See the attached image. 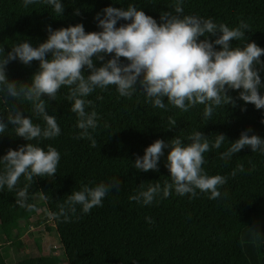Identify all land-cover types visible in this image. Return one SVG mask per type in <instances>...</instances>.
Listing matches in <instances>:
<instances>
[{
    "label": "trees",
    "instance_id": "obj_1",
    "mask_svg": "<svg viewBox=\"0 0 264 264\" xmlns=\"http://www.w3.org/2000/svg\"><path fill=\"white\" fill-rule=\"evenodd\" d=\"M61 2L65 10L61 17H56L52 7L43 2L26 8L23 0H0V48L4 47L5 54L11 51V46L25 40L34 47L39 46L48 37L49 25L55 30L82 23L86 32L100 31L95 17L108 6L127 8L132 4L160 22L162 11L174 12L175 0ZM182 7L185 15L210 18L229 27L244 21L251 30L246 32L244 40H233V47L254 41L264 48V0H183ZM77 9L78 15L75 14ZM122 23L127 21H118L117 26ZM110 58L105 57V60ZM261 60L264 61V56ZM96 63L99 66L102 62ZM38 70L39 61L24 65L16 60L6 68L10 80L28 84ZM260 75L264 82V71ZM68 92L64 87L56 100L43 97L48 113L56 117L61 134L50 140L32 141L45 150L51 144L60 152L55 177H36L34 182H28L22 176L17 188L29 183L27 202L38 208L45 205L48 215L58 212L67 196L84 185L95 187L119 182V189H112L103 205L87 214L78 205L69 222H64L62 217L51 219L49 224L38 219L37 225L44 223L43 232L52 229L57 232L63 251L59 256H43L42 240L18 239L21 251L25 244L31 248L18 264H63L64 260L68 264H264V153L245 147L227 161L221 158V153L244 131L251 129L249 135L264 138V109L245 104L239 98V91L229 90L236 106H220L211 119L206 120L204 105H197L188 112L171 105L158 109L140 90L128 98L121 97L115 87L97 88L85 98L92 102L86 111L94 107L98 113V127L92 132L96 146L92 147L91 140L76 138L80 132L78 117L70 111ZM260 93L264 96V87ZM15 107L31 117L33 123L44 126L42 119L34 115L31 102L14 100L0 93V114L4 115L6 123L7 114ZM170 119L177 122L175 126L170 125ZM195 131L203 132L210 142H214L219 133L226 136L220 149L213 148L204 154L205 172L226 177V183L219 189L220 197L209 199L210 193L199 190L195 197L180 196L173 190L167 198L158 195L150 205L130 200V196L146 190L149 185L160 183L163 186L166 180L170 182L165 166L170 148L164 150L159 171L135 169L136 157L143 156L146 147L157 139L169 142L177 136L184 143H190L188 136ZM27 143L24 138L16 137L14 127L9 125L5 133L0 134V158L9 149L18 150ZM240 164L244 166L243 172L237 170L233 176V170ZM3 170L4 164L0 161V172ZM38 196L42 197L41 202H37ZM35 214L17 205L15 190L10 192L6 187L0 190V225L6 243L13 239L15 231L25 228ZM146 217L153 222L149 223ZM0 264H8L2 244Z\"/></svg>",
    "mask_w": 264,
    "mask_h": 264
},
{
    "label": "clouds",
    "instance_id": "obj_2",
    "mask_svg": "<svg viewBox=\"0 0 264 264\" xmlns=\"http://www.w3.org/2000/svg\"><path fill=\"white\" fill-rule=\"evenodd\" d=\"M23 2L26 8L43 2L52 7L56 17H61L65 10L61 0ZM182 4L183 0H175L174 12L162 11L160 22L132 4L127 8L108 6L95 17L100 31L86 32L82 23L55 30L49 25L47 39L37 47L25 40L11 46L7 54L4 47L0 48V93L14 100L31 102L34 115L44 122L43 127L33 123L31 117L16 107L7 114V123L4 115L0 114V134H4L11 125L16 137L29 141L18 150L9 149L0 158L4 164V170L0 172V190L5 187L10 192L15 190L16 203L20 208L29 212L40 211L35 204L27 202L30 184L17 188L22 176L26 181L34 182L36 177L53 178L57 173L60 152L51 144L45 150L32 141L50 140L61 134L56 117L48 113L43 99L46 96L56 100L61 88H68L70 111L78 117L80 132L76 138L91 140L92 147L96 146L92 132L98 127V113L94 107L92 111H86L92 102L85 98L97 88L115 87L121 97L128 98L140 90L158 109L171 105L188 112L197 105H204L206 120H210L220 106H236L228 94L229 90L239 91V98L245 104L264 109V96L260 93L264 87L260 75L264 71V61L261 60L264 48L254 41L236 47L232 44L233 40H244L250 26L241 21L238 26L229 27L210 18L185 15ZM75 14H79L78 9ZM122 20L127 23L117 26ZM105 57L111 58L105 60ZM16 60L24 65L39 61V70L30 79L31 84L8 78L7 65ZM96 61L102 63L97 66ZM169 123L173 127L177 122L170 119ZM249 131L251 129L231 142L230 147L221 153V158L227 161L245 147H250L252 152L259 150L264 153V138L249 135ZM225 138L223 133H219L215 141L210 142L203 132L195 131L188 136L190 143H184L177 136L169 142L157 139L146 147L143 156L136 157L134 168L144 172L159 171L164 150L170 148L165 165L170 173V182L166 180L163 186L160 183L149 185L129 199L150 205L158 195L167 198L173 190L177 195L191 194L192 197L199 190L210 193L209 199H217L226 177L205 172L204 154L213 148L220 149ZM237 170L243 172L244 166L237 165L233 176ZM112 189L118 190L119 182L101 183L95 187L84 185L81 190L67 196L59 205L58 212L49 213V219L62 217L64 222H69L78 205L87 214L93 208L101 207ZM146 220L153 222L150 217Z\"/></svg>",
    "mask_w": 264,
    "mask_h": 264
},
{
    "label": "rangeland",
    "instance_id": "obj_3",
    "mask_svg": "<svg viewBox=\"0 0 264 264\" xmlns=\"http://www.w3.org/2000/svg\"><path fill=\"white\" fill-rule=\"evenodd\" d=\"M41 201L42 197L38 196L37 202ZM39 209L40 211L36 212V214L29 219L28 224L25 228L14 232L13 239L9 243H6V240L4 238V231L2 230V227L0 225V244H2V251L7 259L8 264H18L20 262L19 260H23L24 255L31 251V248L28 244H25L24 247H22L23 249L21 251V248L17 245L18 239L25 240L31 238V241L40 239L42 240L43 256L61 255L63 246L57 232L53 229L51 231L44 232L42 230L44 228V223H52L50 222L49 215L46 214V206L42 205ZM38 219H42L44 223L37 225ZM40 230L42 231V233H40ZM63 264H68L67 260H64Z\"/></svg>",
    "mask_w": 264,
    "mask_h": 264
}]
</instances>
